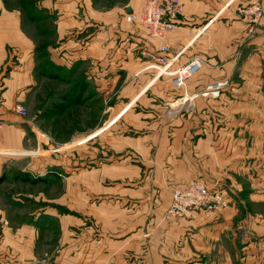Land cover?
Wrapping results in <instances>:
<instances>
[{
	"label": "crops",
	"instance_id": "crops-1",
	"mask_svg": "<svg viewBox=\"0 0 264 264\" xmlns=\"http://www.w3.org/2000/svg\"><path fill=\"white\" fill-rule=\"evenodd\" d=\"M252 1L182 0L183 12L165 38L170 55L180 52L171 68L195 56L211 66L176 89L147 54L160 53V40L125 18L142 0H30L26 8L0 0V117L15 121V105L29 106L46 77L60 86L47 91L58 94L57 109H77L93 100L95 90L109 115L93 135L118 131L109 132L103 148L121 157L110 167L143 176L146 157H152V167L185 169H174V183L200 180L229 201L208 217L201 211L188 218L167 214L155 238L144 228L149 206L159 217L171 193L153 194L149 204L147 190L128 191L111 197L107 207L90 206L84 196L81 215L57 216L58 234L45 241L52 235L51 210H42L41 229L35 223L40 212L23 219L25 211L0 201V264H264V242L233 233L247 225L264 236V216L256 210L264 206V16L252 22L234 10ZM219 80L227 84L218 96L204 94ZM179 95L186 101L175 110ZM22 136L18 127L6 126L0 145L17 149ZM80 139L78 133L73 147ZM76 174L81 184L90 181L98 189V177ZM106 236L112 241L104 243Z\"/></svg>",
	"mask_w": 264,
	"mask_h": 264
},
{
	"label": "rangeland",
	"instance_id": "rangeland-1",
	"mask_svg": "<svg viewBox=\"0 0 264 264\" xmlns=\"http://www.w3.org/2000/svg\"><path fill=\"white\" fill-rule=\"evenodd\" d=\"M9 1L11 5L20 4L25 8L30 6V0ZM249 4L245 7L237 6L234 10L241 14L238 8H248ZM157 73L162 74L158 69ZM253 83L256 84V81ZM261 84L264 88V79ZM38 85V87L36 86V91L31 92L29 106H25L26 112L24 114L16 112V120L12 122L6 120V123L1 127V129L9 125L18 127L23 136L17 149L4 148V146L0 145V177L3 179L0 184V201H4V203L9 205L13 203L16 207L25 211L22 212L23 219L24 216L29 217V214L40 212L37 214L38 217L35 221L40 228L45 220L42 210H51L54 214L51 217L53 222L52 235L47 237L48 235L45 234V237L43 236L42 238L43 241H45L44 239H51V237L55 240V235L59 231V225L55 223L57 216L76 220L81 215V198L84 196L88 197L90 206L93 203H99L101 207H107L109 202L111 203V200H114L111 199L113 196H117L120 193H128V191L135 192V190H138L139 192L140 189H145L149 193L148 202L152 204L154 203L153 194L156 195L158 192H163L164 196H166L168 193L172 194L176 186L186 184L173 182L175 177L172 172L177 167L171 168L173 170L164 166L152 167L156 163L152 157H146V166L141 170L143 176H139L137 170L123 171L122 169H114L113 166L110 167L109 164L115 161V158L121 157H115L119 155H112L111 157L105 155L103 148L106 145V137L113 133L116 134L118 131L116 132L109 128L93 135L96 130L106 125L105 121L108 120L109 115L103 113L106 107L101 106V97L96 96L95 90L93 91V100L88 101L86 104L84 102L79 104L77 109H63L57 112V107H55L54 103L58 94L47 93V91H52L54 88L58 89L60 86H57V83L51 77L41 79ZM62 85L64 84L62 83ZM68 94L66 95L68 96ZM69 96L71 97V94ZM111 102L112 100L110 99L108 104H111ZM64 104L66 105L68 102L65 101ZM164 111L165 113L169 112L167 108ZM102 113L103 117L99 120L98 117ZM179 113L181 112L177 114ZM78 133L81 136L80 146L73 147V138ZM55 147L58 150H55ZM74 148H76L75 151L73 150ZM89 152L94 153L96 156L90 158ZM181 168H177L178 173L185 171V167H183L184 170L179 171ZM81 170L87 173L88 180H90V176L93 178L98 177L99 186L97 190L91 187L90 181L86 184H81L83 181L76 174ZM25 178L30 180H23ZM139 178H141V181H138ZM34 179L38 180L32 182ZM144 180H146L145 185L143 184ZM78 184L81 185L78 186ZM117 204L120 205V202ZM149 208L150 210L146 216L147 223L144 224V228H149V235L157 238L155 234L156 228L164 219H168L166 217L168 209L159 217H156L157 215L155 210L152 209V205ZM256 210L260 211L264 216V206L258 205ZM263 221L261 222L263 223L262 225H264ZM233 233L238 238L240 234L241 237L251 235L253 241L259 246L264 242V236L253 235L247 225L236 227ZM103 238L104 243L112 241L109 236ZM52 243L51 241V245ZM44 249L48 250L46 247ZM43 263L46 264L44 260L38 264Z\"/></svg>",
	"mask_w": 264,
	"mask_h": 264
},
{
	"label": "built area",
	"instance_id": "built-area-1",
	"mask_svg": "<svg viewBox=\"0 0 264 264\" xmlns=\"http://www.w3.org/2000/svg\"><path fill=\"white\" fill-rule=\"evenodd\" d=\"M142 7L137 12H129L125 18L129 22H137L144 27L152 38L160 40V53L148 52V56L155 62L160 73L169 75L176 89H182L186 85L187 78L200 71L211 63L204 58L192 57L187 63L172 69V62L179 53L170 55V48L165 42L167 33L176 26V21L183 12L182 0H142ZM252 22H257L264 16V6L260 0L250 2L248 8H238ZM227 84L226 80H219L209 84L203 91L204 94L218 96L219 90ZM186 98L179 97V109ZM15 112L24 114L26 108L17 103ZM6 120L0 117V129ZM55 150L58 148L55 147ZM226 196L220 190L210 188L200 180H191L186 184L176 186L171 194L168 214L173 218L188 217L193 211H201L205 216L213 215L228 206Z\"/></svg>",
	"mask_w": 264,
	"mask_h": 264
},
{
	"label": "trees",
	"instance_id": "trees-1",
	"mask_svg": "<svg viewBox=\"0 0 264 264\" xmlns=\"http://www.w3.org/2000/svg\"><path fill=\"white\" fill-rule=\"evenodd\" d=\"M62 97H67L66 96V94H64V95H62ZM61 110H63V109H56V111L58 112H60ZM23 180H25V181H28V180H30V179H28V178H25V179H23ZM38 179H34V180H32V182H34V181H37ZM2 181H3V179H2V177H0V184L2 183Z\"/></svg>",
	"mask_w": 264,
	"mask_h": 264
},
{
	"label": "bare ground",
	"instance_id": "bare-ground-1",
	"mask_svg": "<svg viewBox=\"0 0 264 264\" xmlns=\"http://www.w3.org/2000/svg\"><path fill=\"white\" fill-rule=\"evenodd\" d=\"M179 106V104H177V106L176 107H178Z\"/></svg>",
	"mask_w": 264,
	"mask_h": 264
}]
</instances>
